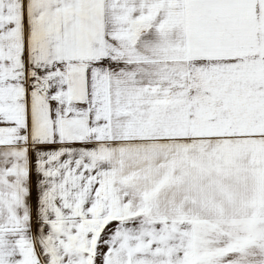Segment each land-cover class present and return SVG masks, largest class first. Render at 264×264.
I'll list each match as a JSON object with an SVG mask.
<instances>
[{
    "label": "snow or ice",
    "instance_id": "1",
    "mask_svg": "<svg viewBox=\"0 0 264 264\" xmlns=\"http://www.w3.org/2000/svg\"><path fill=\"white\" fill-rule=\"evenodd\" d=\"M0 264H264V0H0Z\"/></svg>",
    "mask_w": 264,
    "mask_h": 264
}]
</instances>
